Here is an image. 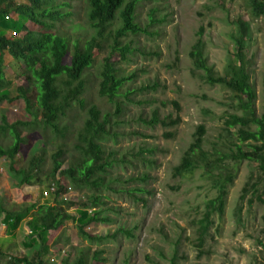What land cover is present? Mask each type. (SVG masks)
Returning a JSON list of instances; mask_svg holds the SVG:
<instances>
[{"label": "rangeland", "instance_id": "obj_1", "mask_svg": "<svg viewBox=\"0 0 264 264\" xmlns=\"http://www.w3.org/2000/svg\"><path fill=\"white\" fill-rule=\"evenodd\" d=\"M85 2L71 0L72 15L58 24V33L65 37L70 48L66 62L75 40L82 44L92 33L86 21ZM152 10L156 22L151 24L148 15ZM136 16L149 34L129 36L134 51L127 61H121L117 54L111 57L119 75L135 74L121 88L115 102L97 93L101 58L108 48L96 47L94 64L83 77L85 108L74 104L61 118L62 125L72 123L61 136L44 128L41 118L30 122L22 99L0 103V123L2 116L8 123L30 122L18 127L25 142L20 146L17 159L24 160L25 164L28 155L43 151L41 169L47 173V176L41 175L43 182L49 185L61 182L67 188L63 195L65 200L86 204L74 205L67 213L78 216L79 211H87L91 216L101 211L99 217L107 219L85 226V232L99 237L98 241L89 242L78 234L71 220H67L63 228L47 231L41 239L25 225L22 230L14 228L15 235H12V228L8 227L12 221L1 214L5 226L0 228V264H5L9 256L31 258L37 248L42 257L53 264H61L65 259L68 264H74L79 256L86 257V264H170L172 258L174 264H264V175L258 181L254 163L223 158L222 166L214 169L219 172L225 168L233 175V180L227 188L222 213L212 214V224L201 242L197 239L198 220L205 203L216 196V188L201 168L185 176L172 175V167L179 163L199 124L206 128L205 150L229 152L234 137L224 131L223 120L230 113H240L228 89L207 84L198 76L200 71L193 69L188 51L198 38L199 28L204 27L202 39L208 63L222 73L223 67L233 61L232 20L241 16L249 22L250 37L244 46L249 59L250 82L255 90L252 109L260 115L264 104V16H252L245 0H138ZM12 22L5 23L10 28ZM25 24L27 30L36 29L29 21ZM17 28L24 34L20 26ZM11 60L5 63L4 70L11 82L9 95L14 97L16 87L22 86L36 104V88L20 74L21 60ZM144 86H148V90L142 89ZM171 101H177L180 106V122L176 126L144 123L154 109L158 110L160 118L169 114L175 118ZM92 104L101 114L110 115L111 135L102 142L105 156L114 160L103 173L104 182L97 189H79L70 184L67 177L49 172L50 154L60 147L65 150L68 159L61 169L73 164L72 157L74 160L81 156L76 148V133L87 117L86 107ZM116 104L120 108L117 115ZM2 139L1 145L12 142L8 133ZM0 160L8 158L0 157ZM246 184H256V193L253 195L249 186L250 192L239 202ZM113 188L120 189L116 192ZM40 189V184L34 183L22 193L23 197L6 190V195L0 198L4 199L6 207L19 210L37 199ZM249 198H252L250 204ZM91 202L98 205H90ZM238 205L241 206L239 215ZM29 214L21 223L28 221ZM239 217L241 222L237 221ZM96 251L98 258L93 257Z\"/></svg>", "mask_w": 264, "mask_h": 264}, {"label": "trees", "instance_id": "obj_2", "mask_svg": "<svg viewBox=\"0 0 264 264\" xmlns=\"http://www.w3.org/2000/svg\"><path fill=\"white\" fill-rule=\"evenodd\" d=\"M249 13L254 17L264 16V0H245ZM138 0H86L85 16L92 33L80 44L75 40L70 58L66 62L67 51L70 50L65 37L58 33V26L65 18L72 15L69 10L72 7L71 0H0V23L6 24L9 18L7 13H12L19 18L17 24L12 20L11 29L18 31V26L24 31L21 37L9 39L0 35V103L3 101H14L20 98L24 102L26 114L30 117V122L41 118L44 128H48L52 133L61 136L72 123L60 124L62 117L72 110L73 105L78 108H85L82 98L84 91L83 77L95 61V48L105 47L103 52L101 67L99 71V81L97 93L100 97L106 98L113 103L117 99L121 88L130 81L135 74L119 75L116 67L111 62V57L117 54L121 61H127L128 55L134 51L131 46L132 39L129 36H136L140 33H148L146 28H142L137 21L136 6ZM3 3L4 5H2ZM7 16V18H5ZM149 23H155L154 10L149 12ZM29 21L36 26L35 30H27L26 22ZM234 28L230 33L232 40L231 55L232 63H227L223 67L222 73L216 72L214 66L208 63L205 53V42L202 39L204 27L198 30V38L190 46L188 56L194 70L200 71L199 77L209 85L218 84L228 89L236 100L240 113H230L223 120V129L234 137L229 147V152H209L203 148L206 128L203 124L196 126L192 135V141L183 151L180 161L172 167L173 176H185L201 168L213 182L217 194L214 198L205 203V210L198 220L197 239L199 242L208 233L213 213L221 214L224 208L227 188L232 183L233 175L225 168L219 172L214 169L222 166L223 158H231L233 161H249L256 165L259 173L264 175V104L260 115L254 113L253 99L255 90L250 82L249 59L246 54L244 43L250 37L249 22L241 16L232 20ZM60 24V25H58ZM7 25H5L6 27ZM8 27V26H7ZM74 27V26H72ZM9 28V27H8ZM149 34V33H148ZM7 52L13 59L21 60L20 74L28 83L36 88V104L32 102L27 91L22 86L16 87V94L9 95L11 84L5 77L3 71L4 53ZM142 89L148 90V86ZM176 112L175 118L169 114L163 118L159 117L158 110L151 112L150 119L145 120L149 126L160 124L163 127H173L180 122V106L177 101L170 102ZM166 103H163V106ZM87 108V117L83 120L82 126L76 133V148L81 156L75 157V162L70 163L67 168L61 169L65 161V150L61 147L50 154V173H59L62 177H67L70 184L76 188L87 187L97 189L103 184L105 173L111 166L113 160L104 154L103 140L111 135L109 131L110 115L101 114L99 108L92 104ZM120 111L119 104H116L115 114ZM29 121H17L8 123L5 116H2L0 123V134L8 133L12 142L7 145L0 143V156L9 160V170L11 176L16 181V186L40 184L41 189L37 199L20 212L7 211L0 204V214L5 215L7 220H12V225L16 226L31 213V218L26 225L36 234L38 239L45 236L47 231L56 230L67 220H71L77 227L78 234L85 240L98 241L99 237L91 236L84 231L85 226L92 222H106L104 217L100 218L99 212H93L90 216L87 211H79L80 215L74 216L67 213V210L74 206H86V204L67 201L63 195L67 188L61 182H56V190L48 198H43L42 192L48 189L49 184H45L41 175L47 176L41 169L44 162L43 151L38 154L36 151L28 155L25 164L16 168L17 153L22 143L25 142L18 131L19 126L30 123ZM234 129L233 132L230 130ZM168 136V134H166ZM170 135V134H169ZM37 148V146H36ZM49 173V174H50ZM48 179V178H47ZM252 194L256 193V184L249 185ZM247 184L242 188L239 195V202L250 192ZM120 188H113L118 192ZM140 190V189H139ZM257 198L259 195H256ZM252 202L249 198L248 203ZM90 205H98L91 202ZM33 211V212H30ZM237 214L241 212V206L237 207ZM241 222L240 217L237 219ZM198 242V245L201 244ZM1 252V248H0ZM96 251L93 257L98 258ZM85 256H79L74 264H86ZM5 264H53L42 259L39 250L34 251V256L17 257L9 256ZM58 264V263H57ZM61 264H68L63 260ZM174 264V258L171 263Z\"/></svg>", "mask_w": 264, "mask_h": 264}, {"label": "crops", "instance_id": "obj_3", "mask_svg": "<svg viewBox=\"0 0 264 264\" xmlns=\"http://www.w3.org/2000/svg\"><path fill=\"white\" fill-rule=\"evenodd\" d=\"M20 2V1H19ZM18 3V2H17ZM2 5H4L3 3H1ZM10 14V15H9ZM6 15H8L9 16V18H11L12 20H15V21H19V18L16 16V15H12V13H7ZM5 18H7V16L5 17ZM6 20H8L9 21V19H6ZM7 22V21H6ZM5 25L6 24H1L0 23V35H4V36H6L7 38H9V39H13V38H16V37H21L23 34L21 33V31H14V30H12L11 28H8L7 26L5 27ZM21 33V34H20ZM19 34V35H18ZM8 57H10L12 60L11 61H13V60H16V59H13L11 56H10V54L9 53H7V52H5L4 53V56H3V58H4V65H3V71L5 70V63H8V61H10V58H8ZM4 74H5V71H4ZM5 77H6V74H5ZM8 80V79H7ZM9 81V83L11 84V82H10V80H8ZM3 137H5V135L3 136ZM0 140H3L2 139V135L0 134ZM3 145V144H2ZM7 145H9V144H7ZM6 145V146H7ZM5 146V145H4ZM1 157V156H0ZM4 158H6V157H4ZM24 161V160H23ZM21 162L20 160H17V163H16V168H18V167H20V166H22L23 165V163L24 162ZM2 163H4V165L2 164ZM13 181V182H12ZM13 184H12V183ZM32 185V184H31ZM31 185H23V187H25L26 189L28 188V187H30ZM22 186L21 187H16V181H15V179L11 176V173H10V170H9V160H0V197H4L6 194V190L8 191L7 193H10V194H12V195H15L16 193H18L21 197H23V192H25L26 191V189H24V191H22ZM35 200H33L31 203H27V206H29L30 204H32L33 202H34ZM0 204H2L3 205V207L7 210V211H10V212H12V211H14V212H20V211H22L23 210V208L25 209L27 206H25V207H23L22 209H16V208H9V207H6L5 206V202H4V199L3 198H0ZM30 212H33V211H30ZM0 216H1V214H0ZM31 216V213L29 214V218H28V220L31 218L30 217ZM25 219V218H24ZM23 220V219H22ZM22 220L18 223V225H16V226H13L12 225V222H10L9 223V225H11V226H8V227H11L12 228V230H10V231H13V230H15L16 229V231L17 230H22L23 228V226L25 225V227L27 226L26 225V222L24 221V224L23 223H21L22 222ZM10 221H12V220H10ZM5 223H3V222H1V219H0V228L1 227H4L5 225H4ZM63 226H65V224H63L61 227L63 228ZM15 228V229H14ZM60 228V227H59ZM58 228V229H59ZM57 230V229H56ZM15 235V231H13L12 232V235ZM38 243H39V241H38ZM36 250H39L40 251V248H37ZM41 257H42V255H41ZM42 259L43 260H45L43 257H42ZM46 261V260H45Z\"/></svg>", "mask_w": 264, "mask_h": 264}, {"label": "built area", "instance_id": "obj_4", "mask_svg": "<svg viewBox=\"0 0 264 264\" xmlns=\"http://www.w3.org/2000/svg\"><path fill=\"white\" fill-rule=\"evenodd\" d=\"M56 190L55 185L52 183L49 185L48 189H44L42 192L43 198H48L51 193H53Z\"/></svg>", "mask_w": 264, "mask_h": 264}]
</instances>
